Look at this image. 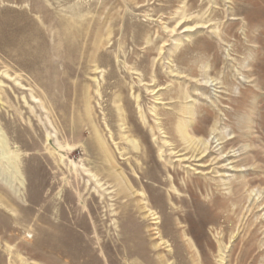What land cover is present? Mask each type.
Listing matches in <instances>:
<instances>
[{"label": "rangeland", "instance_id": "1", "mask_svg": "<svg viewBox=\"0 0 264 264\" xmlns=\"http://www.w3.org/2000/svg\"><path fill=\"white\" fill-rule=\"evenodd\" d=\"M0 264H264V0H0Z\"/></svg>", "mask_w": 264, "mask_h": 264}, {"label": "bare ground", "instance_id": "2", "mask_svg": "<svg viewBox=\"0 0 264 264\" xmlns=\"http://www.w3.org/2000/svg\"><path fill=\"white\" fill-rule=\"evenodd\" d=\"M183 124H179L177 126V129L179 130L181 136H183L184 138H187L186 135H185V127L187 126V123L185 121H182ZM135 143V142H134ZM135 148H138V145L137 144H134ZM58 249V248H56ZM63 251V250H62ZM65 251V250H64ZM55 252V251H54ZM56 253V252H55ZM65 253V252H64ZM57 254V253H56Z\"/></svg>", "mask_w": 264, "mask_h": 264}]
</instances>
